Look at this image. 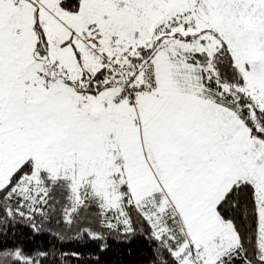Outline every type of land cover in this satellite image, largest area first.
<instances>
[{
    "label": "snow or ice",
    "instance_id": "1",
    "mask_svg": "<svg viewBox=\"0 0 264 264\" xmlns=\"http://www.w3.org/2000/svg\"><path fill=\"white\" fill-rule=\"evenodd\" d=\"M88 196L95 264H264V0H0V264H79L6 241Z\"/></svg>",
    "mask_w": 264,
    "mask_h": 264
},
{
    "label": "trees",
    "instance_id": "2",
    "mask_svg": "<svg viewBox=\"0 0 264 264\" xmlns=\"http://www.w3.org/2000/svg\"><path fill=\"white\" fill-rule=\"evenodd\" d=\"M50 195L54 200L67 206L69 196V184L60 180L52 185ZM101 202L94 196H88L85 203L80 206L74 214L73 231H55L51 234L46 228L41 234H33L31 229L24 224H18L14 230L15 235H10L6 243L14 248L17 244L24 247V250L31 253L35 250H59V251H81L84 255L79 264H95V245L87 242L84 238H79L74 232L78 228L87 226L95 227L102 212ZM148 249L145 247L142 237L129 239L127 242H111V248L100 256V264H147L146 257ZM63 259V258H61ZM48 264H51L49 261ZM65 264H78L74 259H68Z\"/></svg>",
    "mask_w": 264,
    "mask_h": 264
}]
</instances>
